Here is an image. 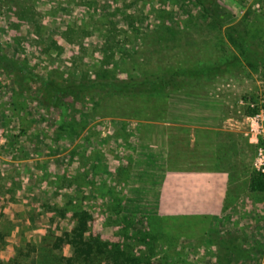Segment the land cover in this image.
Masks as SVG:
<instances>
[{
  "label": "rangeland",
  "instance_id": "1",
  "mask_svg": "<svg viewBox=\"0 0 264 264\" xmlns=\"http://www.w3.org/2000/svg\"><path fill=\"white\" fill-rule=\"evenodd\" d=\"M227 30L257 31L264 53V0H0V264L33 251L28 264H47L50 249L69 260L85 215L99 261L119 245L151 248L153 264H264V192L248 190L264 151V64L177 74L238 57ZM166 77L164 90L140 86ZM136 123H222L195 157L214 149L229 172L206 234L170 235L135 211Z\"/></svg>",
  "mask_w": 264,
  "mask_h": 264
},
{
  "label": "crops",
  "instance_id": "2",
  "mask_svg": "<svg viewBox=\"0 0 264 264\" xmlns=\"http://www.w3.org/2000/svg\"><path fill=\"white\" fill-rule=\"evenodd\" d=\"M220 125L136 123L139 143L134 147L130 203L136 212L156 217L161 232L177 236L203 235L223 213L229 172L221 156L209 149L207 157L195 158L207 136L222 132ZM6 212L10 213L4 209ZM14 227L13 223L11 232Z\"/></svg>",
  "mask_w": 264,
  "mask_h": 264
},
{
  "label": "trees",
  "instance_id": "3",
  "mask_svg": "<svg viewBox=\"0 0 264 264\" xmlns=\"http://www.w3.org/2000/svg\"><path fill=\"white\" fill-rule=\"evenodd\" d=\"M253 34V35H252ZM258 32L255 31L254 33L249 30L248 32H229L227 30V36L228 40L235 46L238 57H234L232 60L229 61V63H223L221 65L219 64H213V65H202L200 69H189L184 71H177L178 75H189V76H197L203 69H206L208 71L216 72L218 70V67H225L232 64L235 60L236 62L243 61L248 67L255 69L257 65L264 64V53H259L257 50L254 49L251 39L254 36H257L261 39V36L257 35ZM264 36V35H263ZM263 56V57H261ZM13 65V64H11ZM167 77L162 79H156L153 83L149 79H143L140 83V86L142 89L146 90H155L156 86L159 87V89L164 90L167 85ZM63 94H67L68 92L65 90L61 91ZM258 114V108L257 107H248L245 110L244 115L246 117H254ZM264 168V167H263ZM248 190L251 193L256 192H264V172L254 170L250 173L249 180H248ZM79 224L77 225V229H75L73 236L79 239V241L75 244L74 254L73 257L68 259L61 258L59 259L55 254L53 249L48 250V253L43 254V259H46L47 264H102V262H105V264H153L152 263V253L151 248L149 250V255L146 256H137L132 254L130 251L123 250L119 245H112V247L103 253L104 258L95 257L93 256L95 253L92 249V247L87 244L86 241H84L83 235H84V227L87 222V216L85 215V218L77 217ZM35 252H28L23 255L22 259H19L15 262V264H28V261L31 259V255ZM37 255V254H36ZM93 256V257H92ZM40 255H37V259L40 262ZM102 259L104 261H102ZM91 260L95 262H91ZM35 263L37 260H34ZM30 263V262H29ZM45 263V262H44ZM32 264V261L31 263Z\"/></svg>",
  "mask_w": 264,
  "mask_h": 264
},
{
  "label": "built area",
  "instance_id": "4",
  "mask_svg": "<svg viewBox=\"0 0 264 264\" xmlns=\"http://www.w3.org/2000/svg\"><path fill=\"white\" fill-rule=\"evenodd\" d=\"M248 119H251L252 121H259L261 119V115L258 112V114L254 117H249ZM251 130H255L253 127H251ZM259 156L261 157L260 161H259V166H257V171H262L264 172V151L260 150ZM259 160V159H258Z\"/></svg>",
  "mask_w": 264,
  "mask_h": 264
}]
</instances>
